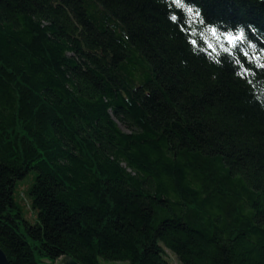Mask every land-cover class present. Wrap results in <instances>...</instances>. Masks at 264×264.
<instances>
[{
  "label": "trees",
  "instance_id": "1",
  "mask_svg": "<svg viewBox=\"0 0 264 264\" xmlns=\"http://www.w3.org/2000/svg\"><path fill=\"white\" fill-rule=\"evenodd\" d=\"M0 248L264 264V0H0Z\"/></svg>",
  "mask_w": 264,
  "mask_h": 264
},
{
  "label": "rangeland",
  "instance_id": "2",
  "mask_svg": "<svg viewBox=\"0 0 264 264\" xmlns=\"http://www.w3.org/2000/svg\"><path fill=\"white\" fill-rule=\"evenodd\" d=\"M33 172L29 170L24 174L20 179L16 181L14 197L19 202L22 208L23 216L29 221H35V213L31 207H29L28 196L26 194V190L31 183ZM23 203V204H22ZM25 204V205H24ZM168 259L172 264H181L178 259L168 251ZM100 264H129L126 260H100Z\"/></svg>",
  "mask_w": 264,
  "mask_h": 264
},
{
  "label": "water",
  "instance_id": "3",
  "mask_svg": "<svg viewBox=\"0 0 264 264\" xmlns=\"http://www.w3.org/2000/svg\"><path fill=\"white\" fill-rule=\"evenodd\" d=\"M0 264H9L8 260L0 248ZM56 264H79L77 261H75L73 258L66 256L56 262Z\"/></svg>",
  "mask_w": 264,
  "mask_h": 264
},
{
  "label": "snow or ice",
  "instance_id": "4",
  "mask_svg": "<svg viewBox=\"0 0 264 264\" xmlns=\"http://www.w3.org/2000/svg\"><path fill=\"white\" fill-rule=\"evenodd\" d=\"M173 19H175V17H173Z\"/></svg>",
  "mask_w": 264,
  "mask_h": 264
}]
</instances>
